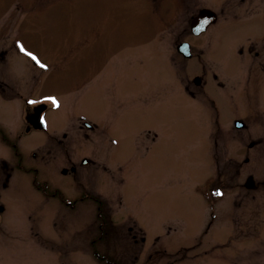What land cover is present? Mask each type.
Returning a JSON list of instances; mask_svg holds the SVG:
<instances>
[{
	"label": "rangeland",
	"instance_id": "374dc122",
	"mask_svg": "<svg viewBox=\"0 0 264 264\" xmlns=\"http://www.w3.org/2000/svg\"><path fill=\"white\" fill-rule=\"evenodd\" d=\"M197 3L216 22L189 59ZM263 25L264 0H0V264H264V189L201 150L195 82L264 88L238 51ZM40 103L48 131L26 132Z\"/></svg>",
	"mask_w": 264,
	"mask_h": 264
},
{
	"label": "flooded vegetation",
	"instance_id": "af4514ba",
	"mask_svg": "<svg viewBox=\"0 0 264 264\" xmlns=\"http://www.w3.org/2000/svg\"><path fill=\"white\" fill-rule=\"evenodd\" d=\"M239 1L244 2L248 0ZM196 5L197 6L195 7V10L186 17L184 25L180 27V36H183L184 38L180 40L179 44L185 43L188 45V50L191 54V57H189V59L193 57H200L198 56V52L193 51V47L195 45V42L198 40V37L204 34L211 27V24H213L211 23L202 31L198 32V25L193 26L192 24H194V21L193 23H191V21L198 15L199 11H201L202 9L210 10V8L206 5H200L198 7V3ZM213 28H215V25L212 27V29ZM254 29L258 31V33H263L262 37L250 38L247 45L244 47L246 48L245 54H243L244 49L242 47L239 48L238 51L240 55L248 56L251 59L252 65L250 67H257L259 71H263L264 25L262 27H255ZM233 68L234 67H232V69ZM212 78L216 79V75L212 74ZM207 82L208 80H202L201 77H198V88H200L201 90L199 92L206 96L213 113L211 133L209 134L210 138L206 137V140L204 137V132H202V137L200 138V140H198L201 144V150L205 152V150L209 147L208 141H210L212 145V155L215 157L216 164H218V157L220 155L228 156L229 165H227L231 168L232 171L229 172L230 178H234V173H237L239 176L241 174L243 175L244 173L242 181L244 179L245 181H243L242 183L238 182L236 186H238L239 188L243 187L245 191L250 190L248 188H251L252 190H257L258 188L264 189V178L255 180L253 176V172L255 170L251 165V162L254 159H257V157L264 158V88H235L232 85H225L222 83H218L216 86H212L208 85ZM208 89L209 91L211 90L210 95L206 94V92L209 93ZM184 91L188 92L191 95H194L193 90H191V88H188V86H185ZM43 112L41 113V118ZM28 122L29 123H27L24 128L26 132H28L32 128V123L29 120ZM85 123L86 122H83V126H86ZM93 128L94 126H90L87 129L91 130ZM34 130L45 132L46 130L48 131L46 121L44 122V125L35 128ZM155 138L156 137L154 135L152 137V140H154ZM53 140H55L58 145L65 143L68 147H70L72 137L70 134L63 132L61 134V138H53ZM66 151L69 150L66 149ZM89 163L90 160H88L87 158H82L80 161L81 165H86ZM0 167H2L3 172L6 173V181L3 184L4 186H7L8 179L11 174L9 173V171H6V169H8V164L3 161ZM75 170L76 168L73 165L70 166L69 169L67 167H63L61 169V174L69 175V171L73 174ZM240 170L243 171L240 172ZM230 173H232V175H230ZM217 185H219V182H217ZM214 188L215 189H212L213 192L217 191V194L222 193L219 187ZM98 200L101 201L100 199ZM0 207L2 206L0 205ZM1 214L2 213H0V215ZM129 230L132 229L129 228Z\"/></svg>",
	"mask_w": 264,
	"mask_h": 264
},
{
	"label": "water",
	"instance_id": "95a60500",
	"mask_svg": "<svg viewBox=\"0 0 264 264\" xmlns=\"http://www.w3.org/2000/svg\"><path fill=\"white\" fill-rule=\"evenodd\" d=\"M216 18V15L214 12H212L209 9H202L198 16L194 18V25H198V32L202 31L205 27H207L211 22H214ZM197 23V24H195ZM178 52H180L184 57H189L191 54L188 50V45L183 43L179 44L177 46ZM196 83H198V79L195 80ZM46 108V105L43 103H40L36 105L33 108V113L31 117V122L34 125V127H41L43 125V122L41 121L40 115L41 112ZM88 125V124H87ZM2 210V207H0V211Z\"/></svg>",
	"mask_w": 264,
	"mask_h": 264
},
{
	"label": "snow or ice",
	"instance_id": "6c2138e0",
	"mask_svg": "<svg viewBox=\"0 0 264 264\" xmlns=\"http://www.w3.org/2000/svg\"><path fill=\"white\" fill-rule=\"evenodd\" d=\"M28 55L32 56V53H27ZM33 59H35V57L33 56ZM48 99H53L51 97H49Z\"/></svg>",
	"mask_w": 264,
	"mask_h": 264
},
{
	"label": "trees",
	"instance_id": "16d2710c",
	"mask_svg": "<svg viewBox=\"0 0 264 264\" xmlns=\"http://www.w3.org/2000/svg\"><path fill=\"white\" fill-rule=\"evenodd\" d=\"M0 133H1V131H0ZM4 138V137H3Z\"/></svg>",
	"mask_w": 264,
	"mask_h": 264
}]
</instances>
